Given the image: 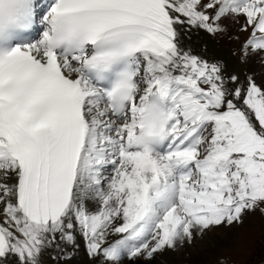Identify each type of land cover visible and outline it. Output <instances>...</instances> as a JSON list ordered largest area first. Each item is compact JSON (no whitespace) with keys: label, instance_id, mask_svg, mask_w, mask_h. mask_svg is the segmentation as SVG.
Returning a JSON list of instances; mask_svg holds the SVG:
<instances>
[{"label":"snow or ice","instance_id":"snow-or-ice-1","mask_svg":"<svg viewBox=\"0 0 264 264\" xmlns=\"http://www.w3.org/2000/svg\"><path fill=\"white\" fill-rule=\"evenodd\" d=\"M264 0H0V264H155L264 213Z\"/></svg>","mask_w":264,"mask_h":264},{"label":"bare ground","instance_id":"bare-ground-1","mask_svg":"<svg viewBox=\"0 0 264 264\" xmlns=\"http://www.w3.org/2000/svg\"><path fill=\"white\" fill-rule=\"evenodd\" d=\"M202 43L207 44V55L216 56L227 61L229 68L241 72H264L258 63H241L237 55L238 44L235 41L214 42L206 37L203 41L194 40V46L199 48ZM236 229L232 227L222 228L205 235L202 239L194 241L190 247L182 248L177 252L170 253L162 258H158L155 264H181L187 262L188 258L194 264H202L210 255L216 253V248L226 242H231L235 236ZM225 246V245H223ZM216 250V251H215ZM76 264H87V258L81 255Z\"/></svg>","mask_w":264,"mask_h":264},{"label":"rangeland","instance_id":"rangeland-1","mask_svg":"<svg viewBox=\"0 0 264 264\" xmlns=\"http://www.w3.org/2000/svg\"><path fill=\"white\" fill-rule=\"evenodd\" d=\"M232 228H234V229H238V226L236 225V226H233ZM232 242V241H231ZM231 242H226L225 244H222V246H220V247H218V248H216V253L214 254V255H210V256H213V257H209V259H207L205 262H203L202 264H207L208 262H209V260L210 259H212V258H214V257H216V256H218V254L219 253H221L222 252V249L226 246V245H228L229 243H231ZM223 245H225V246H223ZM215 259V258H214ZM188 261H189V264H194L193 262H192V260H190L189 258H188ZM183 263H185V262H183ZM182 264V263H181Z\"/></svg>","mask_w":264,"mask_h":264}]
</instances>
